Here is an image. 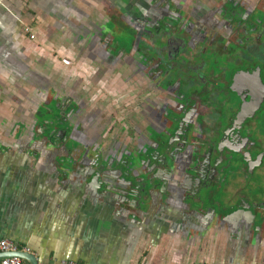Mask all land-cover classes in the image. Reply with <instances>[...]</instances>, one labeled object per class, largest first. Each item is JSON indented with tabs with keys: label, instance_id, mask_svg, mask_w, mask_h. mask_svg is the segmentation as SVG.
I'll list each match as a JSON object with an SVG mask.
<instances>
[{
	"label": "crops",
	"instance_id": "obj_1",
	"mask_svg": "<svg viewBox=\"0 0 264 264\" xmlns=\"http://www.w3.org/2000/svg\"><path fill=\"white\" fill-rule=\"evenodd\" d=\"M106 1L0 3V240L26 264H264L263 204L188 198L177 180L125 184L108 150H59L35 132L62 85L85 83L71 46Z\"/></svg>",
	"mask_w": 264,
	"mask_h": 264
},
{
	"label": "flooded vegetation",
	"instance_id": "obj_2",
	"mask_svg": "<svg viewBox=\"0 0 264 264\" xmlns=\"http://www.w3.org/2000/svg\"><path fill=\"white\" fill-rule=\"evenodd\" d=\"M164 4L167 14L155 20L142 17V24L136 25L139 28L127 25L122 41L112 40L121 60L133 57L135 72L154 81L162 92L174 91L176 104L160 109V121L147 126L146 140L141 141L142 135L136 133L137 125H131V137L126 132L128 142L135 144L122 148L75 138L71 134L80 125L63 115L62 103L57 106L56 121L45 126L43 133V124L37 121L35 132L56 142L59 150H108V164L124 168L129 175L125 184L141 187L149 178L164 184L177 180L183 182L188 198L198 193L195 197L210 201L247 199L264 205V118L259 117L264 112V11H248L241 1L230 0L217 13L230 19L220 28L226 29L224 33L203 35L197 33L200 26L196 23L181 22L168 0ZM231 32L242 35L241 42L228 40L226 34ZM173 39L183 45L173 48ZM254 41L259 45L251 44ZM148 108L149 117L157 115L154 107ZM150 129L161 132L162 139L149 140ZM146 143L150 150L144 148ZM132 149L146 154L142 165L132 163ZM142 170L144 174H139Z\"/></svg>",
	"mask_w": 264,
	"mask_h": 264
},
{
	"label": "rangeland",
	"instance_id": "obj_3",
	"mask_svg": "<svg viewBox=\"0 0 264 264\" xmlns=\"http://www.w3.org/2000/svg\"><path fill=\"white\" fill-rule=\"evenodd\" d=\"M165 1L167 0H116L114 3L107 0L106 5L101 7L98 14L101 15L100 17L95 18L97 14L91 15L92 26L85 28L83 24L82 31L79 32L84 37L79 38L76 44H72L71 53L74 56V66L77 67L80 62H86L89 74L86 78H83L84 84L77 80V82L68 86L62 85L61 90V112L64 116L72 117L74 124L80 125L79 131L71 134L73 137L86 142L96 140L100 144L113 149H116L117 145L122 148L126 143L135 144L134 141L128 142L129 137L132 136L131 129L133 127L131 125H137L136 133L139 132L138 134L142 135L140 137L141 141H144L146 139L143 137L148 134L147 126L152 121H156L155 119L160 121L158 119V115L161 113L160 109H164L167 106L166 104L170 107L176 104L173 100L174 91L172 88H166L168 89L167 92L157 89L153 84L154 81H150L151 79L135 72L134 67L131 65L133 57L128 55L125 61L121 60L122 54H119L116 45L112 44L114 37H116V42L122 41L125 34H127V31H125L127 25L139 28L136 25L142 24V17L155 20L158 16L167 14ZM168 1L171 3L172 8L176 9L175 13L179 15L181 22L186 23L188 21L190 25L196 23L197 26H200L197 33H203L204 35L207 33L212 34L214 31L222 34L226 30L220 28L222 25L227 24L230 19H228V16H221L217 13L219 8H223L224 5L228 6L230 0ZM234 1H241L248 11H264V0ZM138 14H140V17ZM106 21L111 23L108 25L105 23ZM86 24L89 25L87 22ZM81 25L82 23H79V26ZM227 29L229 30V28ZM104 33L107 35L105 38L103 37ZM226 35L228 40L233 41L241 42L243 38L242 35L235 32ZM146 39L149 41L148 38ZM149 42L152 43V40ZM251 44L256 46L259 45V42L254 41ZM171 45L176 49L179 45H183V42L173 39ZM76 78L78 79V77ZM149 105L157 111V115H154L153 118L149 117L147 111ZM57 106V103L48 106L49 111L41 119H44V122L56 121L59 114ZM259 117L264 118V112H260ZM115 120L118 124H115ZM127 121L135 123L130 124ZM35 122L30 123L31 128ZM40 122L43 124V121L40 120ZM47 125H41V133L46 131L44 127ZM151 125L154 126V124ZM48 126L50 127V125ZM121 127H125L126 130L121 131ZM107 130H109L108 136L105 135ZM262 131L264 132V128ZM126 132H130L129 137H126ZM161 135L162 133L155 129L149 130V140L162 139ZM136 143L143 142L138 141ZM144 148L150 150V145L146 143ZM130 152L133 153L132 163L136 166L142 165V159L146 157V154H141V150L139 152L135 149L130 150ZM142 152H144V149H142Z\"/></svg>",
	"mask_w": 264,
	"mask_h": 264
},
{
	"label": "built area",
	"instance_id": "obj_4",
	"mask_svg": "<svg viewBox=\"0 0 264 264\" xmlns=\"http://www.w3.org/2000/svg\"><path fill=\"white\" fill-rule=\"evenodd\" d=\"M7 1H13V0H0V3H4ZM24 32L29 34L31 33V29L29 27H26L24 29ZM31 39H35V35L30 36ZM0 251L1 253H7L10 256L4 257L0 259V264H26L24 260L17 256L16 253L19 252L18 247L7 240H0ZM59 264H78L70 260H65L64 262H61Z\"/></svg>",
	"mask_w": 264,
	"mask_h": 264
},
{
	"label": "water",
	"instance_id": "obj_5",
	"mask_svg": "<svg viewBox=\"0 0 264 264\" xmlns=\"http://www.w3.org/2000/svg\"><path fill=\"white\" fill-rule=\"evenodd\" d=\"M132 193H133V191H131ZM243 212H246V214H249V216H251V218H252V220L254 221L255 219H256V214L254 213V211L253 210H250V206L248 205V206H246V207H244L243 209ZM248 210V211H247ZM250 210V211H249ZM235 213V212H234ZM18 253L19 252H17V256H19L18 255ZM7 256H10L9 254H7V253H1L0 254V259L1 258H4V257H7ZM20 257V256H19Z\"/></svg>",
	"mask_w": 264,
	"mask_h": 264
},
{
	"label": "trees",
	"instance_id": "obj_6",
	"mask_svg": "<svg viewBox=\"0 0 264 264\" xmlns=\"http://www.w3.org/2000/svg\"><path fill=\"white\" fill-rule=\"evenodd\" d=\"M131 38H132V37H131ZM128 42H129V41H128ZM51 112H52V111H51ZM44 113L47 114V112H45L44 110H42V111H41V114L43 115ZM57 117H58V116H57ZM57 117H56V119H57ZM52 122H53V121H47V122H44V121H43V125H44V124H49V125H50V124H52ZM41 124H42V123H41Z\"/></svg>",
	"mask_w": 264,
	"mask_h": 264
}]
</instances>
